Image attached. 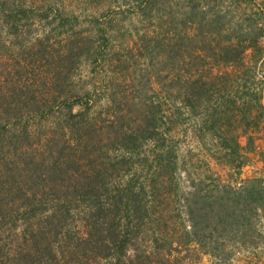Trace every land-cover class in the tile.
Masks as SVG:
<instances>
[{"label":"rangeland","instance_id":"obj_1","mask_svg":"<svg viewBox=\"0 0 264 264\" xmlns=\"http://www.w3.org/2000/svg\"><path fill=\"white\" fill-rule=\"evenodd\" d=\"M25 1L37 8L30 17L19 15L24 19L20 36L4 34L0 83L23 85L9 113L25 117V144L36 159L52 161L59 155V137L72 138L68 126L64 133L59 129L68 124V110L60 101L68 91L90 98V116L84 121L91 119L95 139L104 142L105 118L126 116L129 126L145 108L160 117L158 140L143 142L133 160L141 178L151 175L149 162L159 142L173 149L181 193L188 194L201 180L209 189L215 182L239 185L248 175L264 177V0ZM227 47L234 54L245 48L243 58L226 59ZM201 75L211 84L206 99L187 106L181 87ZM153 103L159 108L151 110ZM79 107L75 104V111ZM229 128L255 136V150L241 169L239 160L231 164L225 155L221 138L211 134ZM240 141L247 144V136ZM109 147L113 158L129 154L116 142ZM175 205L172 210L179 208L186 220L184 204ZM263 209L245 236L223 238L238 245L223 264H264ZM181 257L185 264L215 263L194 248Z\"/></svg>","mask_w":264,"mask_h":264},{"label":"trees","instance_id":"obj_2","mask_svg":"<svg viewBox=\"0 0 264 264\" xmlns=\"http://www.w3.org/2000/svg\"><path fill=\"white\" fill-rule=\"evenodd\" d=\"M149 1L145 0V4ZM140 6L146 8L144 4ZM36 8L25 0H0V44H5V33L20 36V22L24 19L19 15L30 17ZM236 50L234 54L227 47L225 58H243L246 49ZM3 84L0 83V264H185L181 254L193 248L210 254L214 264H223L238 247L223 238L229 235L232 241L245 236L254 216L262 215L264 177L248 175L239 185L215 182L209 189L201 180L188 194L181 193L177 160L172 147L164 142L157 144L155 162H149L151 175H137L139 168L133 160L138 148L159 138L155 134L160 117L147 108L132 119L134 126L124 123L126 116L105 118L102 129L108 136L104 142L105 139H95L97 129L91 119L84 121L90 116V98L65 91L60 101L68 110V124L61 123L59 129L63 132L68 126L66 130L72 138L59 137V155H54L52 161L36 159L25 144V117L9 113L16 89L23 85L9 88ZM212 85L216 91V79ZM210 86L202 75L187 81L181 87L184 102L187 106L202 104ZM75 104L80 106L78 111ZM159 106L153 103L151 110ZM18 129L19 133L13 131ZM211 134L221 138L231 164L239 160L236 166L240 169L249 164L247 154L255 150L256 142L252 131L229 128L227 132ZM243 135L248 138L245 145L240 141ZM113 142L129 154L110 156L109 145ZM238 153L244 154L239 156L241 159ZM177 202L184 204L186 220L179 208L172 210Z\"/></svg>","mask_w":264,"mask_h":264}]
</instances>
